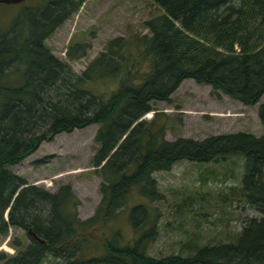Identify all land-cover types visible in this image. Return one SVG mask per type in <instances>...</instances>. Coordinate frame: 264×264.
<instances>
[{"label": "trees", "instance_id": "obj_1", "mask_svg": "<svg viewBox=\"0 0 264 264\" xmlns=\"http://www.w3.org/2000/svg\"><path fill=\"white\" fill-rule=\"evenodd\" d=\"M86 1L22 6L0 32V236L9 229L23 233L10 238L15 253L0 254V264H43L48 257L59 264H264V102L257 110L259 138L236 133L169 142L157 115L150 123L141 120L154 104H169L185 80L257 105L264 97V0H150L164 13L143 23L148 35L113 38L76 75L68 62L85 57L88 46H69L63 61L46 40ZM106 81L115 89L95 93L93 85ZM92 125L98 126V148L91 167L102 180L101 199L94 215L81 220L69 185L51 193L10 168L57 135ZM236 156L244 169L231 196L262 217L247 219L234 243L202 247L189 257H150L160 216L153 204L164 198L153 174L180 161L209 164ZM134 191L148 203L131 209L138 237L123 246L119 233L104 230Z\"/></svg>", "mask_w": 264, "mask_h": 264}, {"label": "rangeland", "instance_id": "obj_2", "mask_svg": "<svg viewBox=\"0 0 264 264\" xmlns=\"http://www.w3.org/2000/svg\"><path fill=\"white\" fill-rule=\"evenodd\" d=\"M48 1L26 0L19 5H0V32L6 31L22 6L38 7ZM163 13L150 0H88L46 40V45L52 55L64 61L69 46L86 44V56L68 62L73 73L80 75L110 40L148 35L143 23ZM115 87L111 81L93 85L98 94ZM263 102L264 97L254 107H246L223 94L217 96L209 86L185 80L172 94L169 104H154V110L141 120L150 123L157 115L155 122L166 126L164 138L169 142L178 138L201 141L210 136L236 133L259 138L263 129L257 110ZM97 129L98 126L92 125L71 134L57 135L10 170L29 185L51 193L62 185H69L80 203L79 219H88L94 215L101 199L102 180L91 167V158L98 148L94 140ZM243 169V158L236 156L209 164L180 161L167 172L154 173L157 189L164 198L153 204L160 213L156 223L158 234L148 245L147 254L153 258L189 257L202 247L234 243L247 219L262 217L240 197L231 196L238 193L236 189L240 186ZM145 203H148L146 198L132 192L122 210L107 223L106 235L117 232L121 236L120 245H131L138 237L131 209ZM100 234L95 232L96 237ZM14 237L23 238V233L9 229L7 236H0V254L14 255L15 250L10 245V238ZM59 263L51 257L43 262Z\"/></svg>", "mask_w": 264, "mask_h": 264}, {"label": "water", "instance_id": "obj_3", "mask_svg": "<svg viewBox=\"0 0 264 264\" xmlns=\"http://www.w3.org/2000/svg\"><path fill=\"white\" fill-rule=\"evenodd\" d=\"M26 0H0V5H19L24 3ZM136 124V123H135ZM126 137V135L122 138V140L120 142H122L124 140V138ZM116 150V148L112 151V153ZM104 164V163H103ZM102 164V165H103ZM7 215H8V210L6 211L5 214V220H7Z\"/></svg>", "mask_w": 264, "mask_h": 264}, {"label": "crops", "instance_id": "obj_4", "mask_svg": "<svg viewBox=\"0 0 264 264\" xmlns=\"http://www.w3.org/2000/svg\"><path fill=\"white\" fill-rule=\"evenodd\" d=\"M42 145V144H41ZM40 148V147H39ZM33 155V154H32Z\"/></svg>", "mask_w": 264, "mask_h": 264}]
</instances>
